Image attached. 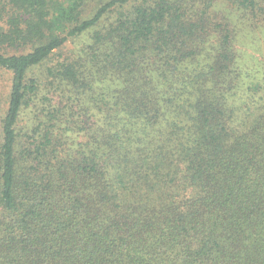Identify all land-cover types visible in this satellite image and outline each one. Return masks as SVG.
Instances as JSON below:
<instances>
[{
	"label": "trees",
	"instance_id": "16d2710c",
	"mask_svg": "<svg viewBox=\"0 0 264 264\" xmlns=\"http://www.w3.org/2000/svg\"><path fill=\"white\" fill-rule=\"evenodd\" d=\"M90 1L0 0V264H264V84L231 101L237 26L216 0Z\"/></svg>",
	"mask_w": 264,
	"mask_h": 264
},
{
	"label": "rangeland",
	"instance_id": "374dc122",
	"mask_svg": "<svg viewBox=\"0 0 264 264\" xmlns=\"http://www.w3.org/2000/svg\"><path fill=\"white\" fill-rule=\"evenodd\" d=\"M98 2V0L90 1L85 12L88 16L93 14ZM212 8L215 10L213 13L221 14L222 17L233 21L238 28L236 47L239 54V63L243 68L244 79L239 93L232 95L231 101L235 105L241 106L250 96L248 94L250 86L257 82L264 84V24L257 22L251 26L252 23H249L248 19L243 20L241 18L239 8L236 4H233L232 0H216ZM89 40V34L69 39L63 51L75 49L78 52ZM47 66L48 64L37 66L33 68L30 74L32 77L39 75V73L42 74ZM11 78L12 75L9 71L0 68V123L8 107ZM97 86L101 88L104 85ZM36 114L35 109H28L25 117L21 120L22 126H31L37 120V117L35 118Z\"/></svg>",
	"mask_w": 264,
	"mask_h": 264
}]
</instances>
